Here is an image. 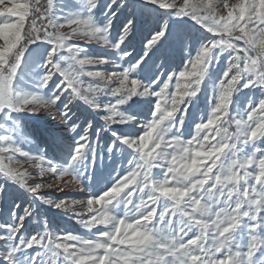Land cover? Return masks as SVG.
<instances>
[{
  "label": "snow or ice",
  "instance_id": "obj_1",
  "mask_svg": "<svg viewBox=\"0 0 264 264\" xmlns=\"http://www.w3.org/2000/svg\"><path fill=\"white\" fill-rule=\"evenodd\" d=\"M0 205V264H264V0H0Z\"/></svg>",
  "mask_w": 264,
  "mask_h": 264
},
{
  "label": "rangeland",
  "instance_id": "obj_2",
  "mask_svg": "<svg viewBox=\"0 0 264 264\" xmlns=\"http://www.w3.org/2000/svg\"><path fill=\"white\" fill-rule=\"evenodd\" d=\"M127 13H125L126 15ZM124 16H121V20H123ZM119 23V22H118ZM191 23V22H189ZM138 24L141 27V34H138L137 40L135 41V49L138 50L141 47L140 40L142 39V34L145 28L150 27L151 25V20L145 21L143 18L138 19ZM179 27V26H177ZM82 43V42H80ZM35 47V46H34ZM89 48V51L94 53L97 51L95 45H87ZM181 66V56L179 52H176L173 57L171 58L170 61V69L172 71H178L179 67ZM161 71H164V69H161ZM209 96L211 93L209 92ZM108 98L102 97V100H107ZM208 97L202 96L201 97V108L205 106L207 103ZM79 114L81 115V118H93L95 119L96 123H102L100 121L99 117H91L88 112H85L83 109H78ZM27 131L28 132H33L36 135L37 140L41 144V146L44 147H49V142L51 137L53 136H64L66 139H68V134L64 132L63 127L59 126L57 122L49 120V119H44V118H29L27 121ZM187 135V133H186ZM102 187V185H101ZM76 185L73 184L71 187L66 188L63 192L58 191L56 189V186H54L51 189L45 190V195H52L57 198L63 197L66 193L69 192H75ZM23 199V197L19 193H9V195L5 198V203H10L12 199ZM20 202V201H17ZM2 206V205H0ZM42 215H44L49 223L50 226L58 229H67L71 230L75 233H80V234H86V230L82 228L81 225L75 223L74 220L69 219L68 217L64 216L63 214L58 213L54 209L46 208V207H41L40 209ZM35 227V225H33Z\"/></svg>",
  "mask_w": 264,
  "mask_h": 264
},
{
  "label": "bare ground",
  "instance_id": "obj_3",
  "mask_svg": "<svg viewBox=\"0 0 264 264\" xmlns=\"http://www.w3.org/2000/svg\"><path fill=\"white\" fill-rule=\"evenodd\" d=\"M34 47V46H33Z\"/></svg>",
  "mask_w": 264,
  "mask_h": 264
},
{
  "label": "trees",
  "instance_id": "obj_4",
  "mask_svg": "<svg viewBox=\"0 0 264 264\" xmlns=\"http://www.w3.org/2000/svg\"><path fill=\"white\" fill-rule=\"evenodd\" d=\"M107 138V137H106Z\"/></svg>",
  "mask_w": 264,
  "mask_h": 264
}]
</instances>
